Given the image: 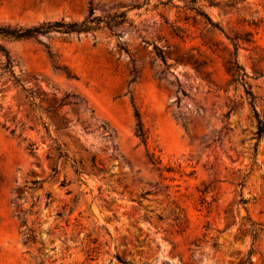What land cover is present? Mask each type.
Returning <instances> with one entry per match:
<instances>
[{
    "label": "rangeland",
    "instance_id": "obj_1",
    "mask_svg": "<svg viewBox=\"0 0 264 264\" xmlns=\"http://www.w3.org/2000/svg\"><path fill=\"white\" fill-rule=\"evenodd\" d=\"M90 9L129 22L0 36L38 104L0 53V264H264V133L231 56L264 120V0H0V26Z\"/></svg>",
    "mask_w": 264,
    "mask_h": 264
},
{
    "label": "trees",
    "instance_id": "obj_2",
    "mask_svg": "<svg viewBox=\"0 0 264 264\" xmlns=\"http://www.w3.org/2000/svg\"><path fill=\"white\" fill-rule=\"evenodd\" d=\"M188 1H196V0H188ZM192 8L195 9L197 13L205 16L212 26L220 29L218 23L213 22L204 11L200 10L198 6ZM127 22H129V19L127 17V10H122L118 12L116 11L106 16H93V11L92 9H90L88 15L80 21H64L63 19H60L55 21L42 22L40 24L32 25L29 27L0 26V36L11 39H25V38H34L37 37L38 35H44L51 32H58L62 34H71V33L78 34V33L92 32L100 28H107L113 31L114 28ZM230 40L232 41V39ZM232 45H233V52L231 54L232 64L236 66V69L235 71L232 72V75L234 81L240 83L243 86L245 95L248 99V104L252 116L256 121V131H255V137H256L255 146H256L264 133V120L260 117L259 112L256 109L255 106L256 96L251 90L249 84L245 80L246 73L244 72L243 68L240 67V65H238L237 57H236L237 46L233 41H232ZM155 49L157 56L160 57V59L165 62V57L164 54L161 52V50L157 47H155ZM0 53L4 58L3 66H2L3 73L8 77V80H10L13 85H15L16 87H20V89L25 92V97L28 99L29 104L32 107L36 108L38 106V104L35 102L36 96L29 88L25 87L22 84L18 75L15 73L13 60L11 59L8 52L5 50V48L2 45H0ZM134 116L137 121L135 125V135L140 139V141L143 144H146V139H147L146 132L143 128L140 119V114L136 107L134 108ZM27 148L30 153L32 154L34 153L35 147L33 146L32 143H29ZM55 148L59 157H62L65 160L69 158L67 152L64 151V149H62L60 146H57ZM72 167L74 169V173L76 175H80L81 171L76 161L74 160L72 161ZM254 224L255 222L251 221L252 226L250 232L253 239H255V237L259 233L255 228ZM245 263H250L249 257L247 258L246 262L245 261L241 262V264H245Z\"/></svg>",
    "mask_w": 264,
    "mask_h": 264
}]
</instances>
